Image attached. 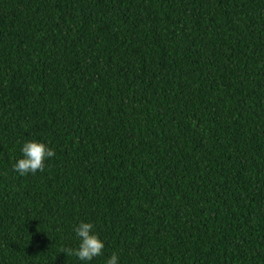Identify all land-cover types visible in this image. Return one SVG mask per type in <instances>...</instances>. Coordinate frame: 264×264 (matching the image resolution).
Listing matches in <instances>:
<instances>
[{
    "label": "trees",
    "instance_id": "16d2710c",
    "mask_svg": "<svg viewBox=\"0 0 264 264\" xmlns=\"http://www.w3.org/2000/svg\"><path fill=\"white\" fill-rule=\"evenodd\" d=\"M80 221L91 264H264V0H0V264Z\"/></svg>",
    "mask_w": 264,
    "mask_h": 264
},
{
    "label": "clouds",
    "instance_id": "9594fccd",
    "mask_svg": "<svg viewBox=\"0 0 264 264\" xmlns=\"http://www.w3.org/2000/svg\"><path fill=\"white\" fill-rule=\"evenodd\" d=\"M55 156L54 150L46 143L36 140H26L20 148V158L13 164V171L19 176L35 175L45 169V162ZM78 241L74 248L65 247L61 253L73 256L80 264H91L104 253L105 244L96 234L93 223L80 221L73 227ZM105 264H120L116 254L109 257Z\"/></svg>",
    "mask_w": 264,
    "mask_h": 264
}]
</instances>
